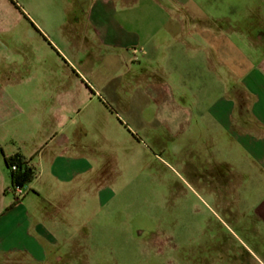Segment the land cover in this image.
<instances>
[{"label":"crops","instance_id":"crops-1","mask_svg":"<svg viewBox=\"0 0 264 264\" xmlns=\"http://www.w3.org/2000/svg\"><path fill=\"white\" fill-rule=\"evenodd\" d=\"M142 2L145 16L130 11ZM129 129L210 147L230 162L232 193L254 170L264 180V0H0V264L62 259L65 213L95 171L101 184V147ZM235 148L248 162L239 172ZM14 155L38 177L7 209ZM255 212L264 225V197Z\"/></svg>","mask_w":264,"mask_h":264},{"label":"rangeland","instance_id":"rangeland-1","mask_svg":"<svg viewBox=\"0 0 264 264\" xmlns=\"http://www.w3.org/2000/svg\"><path fill=\"white\" fill-rule=\"evenodd\" d=\"M130 6L142 16L152 10L143 2ZM141 24L147 27L148 19ZM49 65L44 68L56 62ZM130 132L134 136L118 132L115 143L101 147V184L95 171L90 193L74 197L73 210L65 213L71 214L73 239L56 252L62 258L56 264H264V225L255 212L264 197L259 172L252 186L245 180L232 193L230 162L213 160L210 147L182 142L180 130ZM190 134L196 138L197 132ZM220 141L224 156L230 139L221 135ZM234 151L239 172L248 162L241 149Z\"/></svg>","mask_w":264,"mask_h":264},{"label":"trees","instance_id":"trees-1","mask_svg":"<svg viewBox=\"0 0 264 264\" xmlns=\"http://www.w3.org/2000/svg\"><path fill=\"white\" fill-rule=\"evenodd\" d=\"M4 165L9 172L10 188L9 193L12 194L14 189H27L38 177V172L28 160L21 155H14L4 160ZM15 168V169H13ZM18 201L14 200L7 209L12 208Z\"/></svg>","mask_w":264,"mask_h":264},{"label":"built area","instance_id":"built-area-1","mask_svg":"<svg viewBox=\"0 0 264 264\" xmlns=\"http://www.w3.org/2000/svg\"><path fill=\"white\" fill-rule=\"evenodd\" d=\"M13 169H15V168H13ZM25 194H26L25 190L24 189H20V188H16L12 192L14 200H16V201H20L25 196Z\"/></svg>","mask_w":264,"mask_h":264}]
</instances>
